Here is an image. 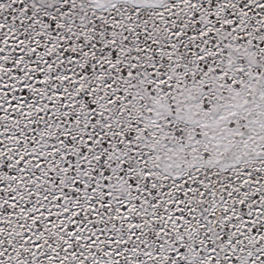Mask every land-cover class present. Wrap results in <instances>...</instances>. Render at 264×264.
<instances>
[{
  "label": "snow or ice",
  "instance_id": "6c2138e0",
  "mask_svg": "<svg viewBox=\"0 0 264 264\" xmlns=\"http://www.w3.org/2000/svg\"><path fill=\"white\" fill-rule=\"evenodd\" d=\"M0 264H264V0H0Z\"/></svg>",
  "mask_w": 264,
  "mask_h": 264
}]
</instances>
